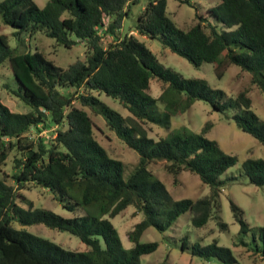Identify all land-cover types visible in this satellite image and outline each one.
Listing matches in <instances>:
<instances>
[{"label": "trees", "instance_id": "trees-1", "mask_svg": "<svg viewBox=\"0 0 264 264\" xmlns=\"http://www.w3.org/2000/svg\"><path fill=\"white\" fill-rule=\"evenodd\" d=\"M138 0H47L39 7L34 0H1L0 20L14 29L17 44L21 34L41 32L64 47L76 42L85 46V60L65 69L46 59L36 48L17 50L0 34V64L6 63L15 84L4 87L28 106L19 113L0 100V264H138L139 256L155 250L156 242H139L147 227L165 230L183 212L191 213V224L200 227L212 215L221 229L218 176L236 158L224 153L215 140L205 137L210 123L198 132L182 129L156 140L148 137L146 123L166 125L172 115L200 100L212 109L231 111L236 127L264 144V121L250 109L247 88L233 98L211 89L202 78H185L163 66L145 45L131 33L114 37L128 8ZM189 3V0H178ZM166 0H147L137 14L133 30L154 39L191 65L213 63L217 77L225 65L233 64L250 74L249 85L264 94V0H219L195 13L196 22L182 30L168 17ZM207 21V23H204ZM218 24L220 29H217ZM104 38H110L103 41ZM160 84V94L147 92L149 79ZM92 92L116 99L129 113L120 115ZM163 107L161 113L156 104ZM87 108L100 114L105 126L138 155V162L124 179L122 164L109 157L96 141ZM55 126L52 137L33 138L30 130ZM156 160L173 177L182 170L195 174L209 187L207 195L173 200L164 184L147 168ZM8 161L12 183H7L2 166ZM241 170L255 186L264 187V160L246 158ZM29 184L43 187L66 211L65 218L43 208H22L15 199L26 201L21 189ZM142 214L128 232L132 245L124 249L115 228L105 217L118 214L127 206ZM239 233L249 228L242 210L229 199ZM43 224L68 232L85 246L83 251L66 250L54 242L10 225ZM262 239L253 251L264 259ZM101 239L103 246L100 245ZM243 244L241 238L238 240ZM181 250L202 259L215 258L221 264H235L229 248L215 241L206 245L187 244Z\"/></svg>", "mask_w": 264, "mask_h": 264}, {"label": "rangeland", "instance_id": "rangeland-1", "mask_svg": "<svg viewBox=\"0 0 264 264\" xmlns=\"http://www.w3.org/2000/svg\"><path fill=\"white\" fill-rule=\"evenodd\" d=\"M46 1L34 0L39 7L43 6ZM218 1L189 0L190 4H187L180 3L178 0H166L165 11L178 28L186 30L196 22V12L207 16V8L214 7ZM146 2L147 0H138L129 6L128 15L122 20L121 26L115 32L114 37H119L125 33L133 34L163 66L176 71L185 78L196 77L204 79L211 89L223 92L225 98H233L238 91L247 88L246 95L250 100L249 109L264 121V94L256 86L249 85L250 74L248 72L241 71L233 64H228L222 68V74L217 77L213 63H202L195 67L183 57L162 47L158 41L148 39L133 30L132 26L135 18ZM204 23H207V21ZM220 28L218 24L217 29ZM13 32V28L4 25L0 20V34H4L8 45L18 51L24 48L33 51L36 48L46 59L51 60L62 69H65L75 61L85 60L83 42H76L67 48L56 43L53 38L37 31L29 36L24 33L21 34L23 42L18 45ZM108 39L110 38H104L103 41L105 42ZM5 84H15V80L6 63H1V102L12 111L19 113L28 111V106L11 95L4 87ZM147 92L153 98L160 94V84L154 78L149 79ZM92 94L120 115L126 116L129 114L116 99L103 93L92 92ZM84 110L93 122V134L96 141L109 157L121 162L122 176L125 179L138 162L137 153L127 147L105 126L100 114H93L87 108H84ZM156 110L161 113L163 111L162 105L157 103ZM230 116L231 111L229 109L217 111L204 101L194 100L188 109L172 115L166 125L152 123L143 125L148 137L156 140L158 137L169 135L180 129L198 132L205 122H209L211 125L204 134L205 137L215 140L219 148L224 153L233 155L236 161L218 176V179L223 183L218 193L219 207L217 215L220 221L225 223V228H220L214 215L208 218L204 225L194 227L190 221L191 213L185 211L163 231H158L151 226L142 231L138 241L156 242L157 246L154 251L139 256L138 264H221L215 258L202 259L191 256L187 250H181L180 244L183 238L188 245L194 242L206 245L215 241L217 245L230 249L236 259L235 264H264V259L253 251L255 247H260L262 244V239L257 229H264V187H258L250 183L241 170V163L246 158H261L264 160V144L259 143L248 133L236 127ZM55 128V126H51L49 128H39V131L30 130V132L33 138L40 137L47 141L52 137ZM164 164V161L156 160L148 163L147 168L151 171L153 177L164 184L173 200L180 198L194 200L208 194L209 187L201 183L195 174L182 170L173 177L165 171ZM2 171L4 173L2 177H4L5 181L12 183L9 177L12 171L8 161L2 166ZM20 192L26 201L15 199V202L22 208L26 209L29 205L28 203H30L32 207L50 210L61 217L69 218L75 215L63 209L59 202L53 199L49 191L43 187L29 184L27 189H21ZM229 199L242 210V218L249 228L245 234L239 233V224L232 215ZM105 217L115 228L122 247L129 249L132 243L128 239V232L135 223L141 220L142 214L129 205L118 214L112 217ZM10 225L15 229H22L33 235L48 239L66 250L83 251L86 249V246L74 235L54 228H48L43 224L21 226L16 221H11ZM240 238L243 244L238 242ZM99 243L103 246L101 239H99Z\"/></svg>", "mask_w": 264, "mask_h": 264}]
</instances>
